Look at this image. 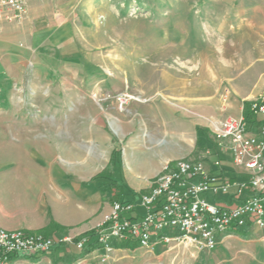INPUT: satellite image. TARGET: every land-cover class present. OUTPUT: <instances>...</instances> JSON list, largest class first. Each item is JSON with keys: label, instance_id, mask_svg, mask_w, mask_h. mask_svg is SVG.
<instances>
[{"label": "rangeland", "instance_id": "rangeland-1", "mask_svg": "<svg viewBox=\"0 0 264 264\" xmlns=\"http://www.w3.org/2000/svg\"><path fill=\"white\" fill-rule=\"evenodd\" d=\"M26 2L23 22H0V204L12 202L8 191L34 174L24 169L66 170L76 167L80 160L70 157L79 153L90 155L92 173L102 171L101 148L123 136L115 130V117L131 119L126 108L117 109V93L144 98L145 106L170 101L172 108L184 109L190 107L187 98L167 95L188 96L200 88L207 94L216 84L220 105L230 100V80L225 78L230 0ZM242 2L249 4L244 13L255 23L264 0H233L234 10ZM100 8L104 10L97 12ZM216 61L223 66L219 79L212 80L205 68ZM134 103L132 99L126 107ZM185 246L191 247L172 242L170 259L155 256L151 263L264 264V229L255 226L244 237L224 236L213 251L194 250L192 259L179 251ZM130 255V264H147ZM127 258L120 255L116 261L129 264Z\"/></svg>", "mask_w": 264, "mask_h": 264}, {"label": "crops", "instance_id": "crops-1", "mask_svg": "<svg viewBox=\"0 0 264 264\" xmlns=\"http://www.w3.org/2000/svg\"><path fill=\"white\" fill-rule=\"evenodd\" d=\"M248 5L245 2L240 4V15L234 10L233 0H230V61L226 63L225 76L230 80V100L225 107L219 103L214 84L207 94L200 88L188 96L175 91L167 95L169 99L187 98L190 107L174 109L168 105L170 101L159 106H145L142 104L144 98L137 96L143 101L134 98L136 103L126 107L127 114L131 115L129 121L124 122L122 116L115 117V130L123 136L118 137L109 147L101 148V156H97L105 162L106 167L112 150H121L119 169L118 165H111L107 172L109 176L120 178L135 193L126 200L136 202L140 191L145 193L149 190L152 180L163 165L177 159L202 160L212 173L230 180H246L243 170L232 162L228 142L213 138L210 125L213 119L227 115L242 116L246 98L264 93V9L260 10L261 15L257 21L252 23L251 18H247L244 13ZM219 66H223V63L216 61L206 66L209 79H219ZM202 69H198L200 73ZM200 73L195 79L199 80L196 84L201 87ZM163 111L166 119L163 118ZM257 118L261 121V117ZM86 124L90 128L89 123ZM100 143L104 144V140ZM76 154L70 158H78L80 161L76 167L66 170L53 167L21 170L34 174L21 179L18 188L8 191L13 201L0 204V227L38 231L56 240L50 252L29 258H15L9 260L8 264H122L116 261L120 255L127 256L130 264L132 260L129 258L133 259L130 254L141 256L139 262L147 264H152L155 256L164 255L166 260L170 259V243L159 240L150 248L140 247L135 241L112 240V250L104 256L103 249L96 241V234L90 237L88 234L96 231L103 214L110 210L114 200L109 198L108 192L103 193L90 182V178L98 173L90 171V155ZM215 160H219V166L215 165ZM206 197L210 202L225 206L239 203L242 199L236 195L234 188H230L226 194ZM143 212V208L136 205L130 217L133 220L140 219ZM84 236L88 241L85 248L80 250L76 242ZM67 237L71 240L66 241ZM125 243L132 248L120 246ZM194 250L205 251H198L192 246H185L179 251L185 252L192 259Z\"/></svg>", "mask_w": 264, "mask_h": 264}, {"label": "built area", "instance_id": "built-area-1", "mask_svg": "<svg viewBox=\"0 0 264 264\" xmlns=\"http://www.w3.org/2000/svg\"><path fill=\"white\" fill-rule=\"evenodd\" d=\"M26 12V0H0V22L20 24ZM228 94L225 90L224 99ZM114 98L122 111L135 97L120 92ZM249 102V110L261 117L258 128L248 129L243 115L213 119L210 125L218 141L228 142L232 162L243 170L246 180H230L212 173L198 159L166 162L136 202L114 200L103 214L96 241L104 256L112 250V240L135 241L143 248H150L156 240L166 244L184 242L198 251H212L237 228L249 224V228L264 229V93ZM214 163L220 165L219 160ZM230 188L242 198L239 203L219 205L206 197L226 194ZM136 205L144 212L140 219L133 220L130 214ZM55 241L38 231L0 227V264H8L11 255L29 258L46 254ZM87 241V237H81L76 247L84 249Z\"/></svg>", "mask_w": 264, "mask_h": 264}, {"label": "trees", "instance_id": "trees-1", "mask_svg": "<svg viewBox=\"0 0 264 264\" xmlns=\"http://www.w3.org/2000/svg\"><path fill=\"white\" fill-rule=\"evenodd\" d=\"M249 101H244L243 103V119L247 123V127L250 130H254L258 128L261 125V121L257 118L255 114H253L249 110ZM121 150L119 148H114L111 153V157L108 163V166H106L102 171L99 173L93 175L90 178V182L95 184L100 190H102L103 193L108 192L110 195L111 200H118V201H126L127 197L133 196L135 193L131 192L125 184L122 182L120 178H115L114 176H109L107 169L111 165H118V169L120 167L119 158H120ZM140 193H144V191H140ZM139 193V194H140ZM249 228V224L235 229L234 233L244 237L247 234ZM96 234V231H91L88 236H93ZM125 248H132L130 245H127L126 243L123 245H120ZM17 258H26L24 256H15L11 255L10 260Z\"/></svg>", "mask_w": 264, "mask_h": 264}, {"label": "bare ground", "instance_id": "bare-ground-1", "mask_svg": "<svg viewBox=\"0 0 264 264\" xmlns=\"http://www.w3.org/2000/svg\"><path fill=\"white\" fill-rule=\"evenodd\" d=\"M102 10H104V8H100V9H98L97 12H98V11L100 12V11H102ZM94 12H95V11H94ZM94 12L91 11V13H93V14H94ZM56 37H57V35H56Z\"/></svg>", "mask_w": 264, "mask_h": 264}]
</instances>
